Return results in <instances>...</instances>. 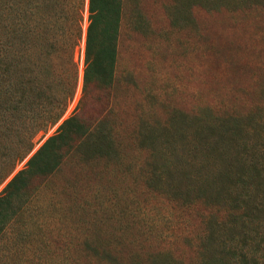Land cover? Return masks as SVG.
Segmentation results:
<instances>
[{"label":"trees","instance_id":"16d2710c","mask_svg":"<svg viewBox=\"0 0 264 264\" xmlns=\"http://www.w3.org/2000/svg\"><path fill=\"white\" fill-rule=\"evenodd\" d=\"M170 1L172 26L257 2ZM123 2L0 0V186L28 158L0 192V264H264V97L109 111Z\"/></svg>","mask_w":264,"mask_h":264},{"label":"rangeland","instance_id":"374dc122","mask_svg":"<svg viewBox=\"0 0 264 264\" xmlns=\"http://www.w3.org/2000/svg\"><path fill=\"white\" fill-rule=\"evenodd\" d=\"M123 3L113 104L109 111L133 116L158 111L159 118L164 120L165 113L173 109L195 112L204 100L215 99L222 104L225 99L231 100L245 112L249 102L264 97V80L249 81L248 70L256 68H245L244 61L249 56L260 62L252 64L264 65V0L242 10L232 5L207 12L192 6L183 10V18L175 26L166 10L170 0ZM87 17L85 11L83 40L77 52L79 83L67 116L81 96ZM137 17L142 20V31L136 29ZM252 45L255 48L247 50ZM213 67L228 69L229 75L223 72L215 76ZM241 98L247 100L246 106L238 102ZM55 130L56 127L50 129L44 139ZM13 175L0 186V192Z\"/></svg>","mask_w":264,"mask_h":264}]
</instances>
